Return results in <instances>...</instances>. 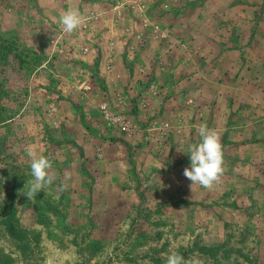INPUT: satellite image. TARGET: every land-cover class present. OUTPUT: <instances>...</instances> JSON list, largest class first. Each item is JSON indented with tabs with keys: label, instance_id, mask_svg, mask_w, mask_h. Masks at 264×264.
Returning <instances> with one entry per match:
<instances>
[{
	"label": "rangeland",
	"instance_id": "rangeland-1",
	"mask_svg": "<svg viewBox=\"0 0 264 264\" xmlns=\"http://www.w3.org/2000/svg\"><path fill=\"white\" fill-rule=\"evenodd\" d=\"M69 7L84 17L71 34L59 25ZM145 45L143 58L186 64L192 131L205 108L208 128L224 138L228 176L207 195L193 187L188 201L178 189L190 158L147 173L132 165L117 186L70 142L101 125L139 134L136 96L111 94L102 74L118 75L119 60L133 65ZM253 139L264 141V0H0V264H166L171 252L198 264H264L263 204L247 191L264 186V142L247 145ZM29 146L56 174L32 200L23 195ZM246 165L259 176H232ZM172 170L174 194L152 186Z\"/></svg>",
	"mask_w": 264,
	"mask_h": 264
},
{
	"label": "crops",
	"instance_id": "crops-1",
	"mask_svg": "<svg viewBox=\"0 0 264 264\" xmlns=\"http://www.w3.org/2000/svg\"><path fill=\"white\" fill-rule=\"evenodd\" d=\"M85 14L90 15V12H86ZM149 46L150 45L139 47L135 52L133 65L125 61V59L119 60V62L116 63V66L120 69L118 75L108 78L109 75H105L104 70L102 74L105 80H107V85L109 84L110 86L111 94H113V90H118V92L124 94V99L128 98L130 95L136 96L137 107L135 112H133L135 118V123L133 125L135 129L139 131V134H137L136 131L133 134L127 131H115V129L112 132V130L108 129L105 125H101V128L99 126L95 131L92 129L88 131L89 134L86 133L84 136H80L79 139L74 137L70 139V142L74 143L75 141L76 144L80 146L85 156L84 162H86L87 166L91 170H100L102 168L103 177L117 180V186H120L123 182L128 168L132 165L133 167L135 165L138 170L147 173L151 169L160 168V163L162 166V163H176L179 160L184 161L189 159L190 157L187 154L188 146L201 142V138L198 135V127L201 124H207L204 108L197 111L196 114H193L197 116L193 118L196 122L192 125L194 129V131H192L190 125L192 113L189 107L184 106V99L189 96L187 88L191 82L190 78L185 76L186 64L179 63L180 61L176 62V60L169 55H166L161 61L154 58L155 55L151 58H143L142 54L147 56V49ZM133 66L134 69L132 70ZM147 67L153 68L152 76L148 77L147 75L138 73L139 68L140 70H144ZM149 78L152 81L155 80L152 83L156 86L159 84L160 91L163 92L162 95H159L160 92L156 94L152 91V85L149 87L147 82ZM112 79L114 85L110 82ZM103 90L106 91L105 88H103ZM162 96H165L164 101H161ZM176 99L177 102L181 101L183 103L181 108L174 107ZM57 111H59L60 115L62 114L60 109ZM201 116H203V118H201ZM60 125L62 129L63 124ZM165 126H167V129H165ZM164 130L166 132H162V134H167L168 136L162 139L158 133ZM62 136L63 134L59 133V136L57 135L56 137L57 140L65 141L66 137L63 139ZM223 140L224 138L221 137L222 144ZM231 141L232 145H234L235 142H241L236 139H232ZM262 142L264 141L253 139L249 141L247 145H261ZM100 151L103 152L101 153ZM238 164H242V162L238 161ZM121 169L122 171H126L122 173L120 172ZM105 170H107L106 174ZM256 171H258V169H254V171L251 172L246 165L243 176L235 174H232V176L237 179H250L259 176L260 173ZM155 175H158V173ZM223 176L228 175L223 174ZM174 177V170H172L166 177L163 176L165 179L160 182L161 184L152 182V186L156 188L158 185H161L163 188L165 187L164 191L167 190L168 195L174 194L176 189ZM261 178L264 179V176ZM111 182L112 181L108 184H104L102 188H106L108 192H111L116 187L112 185ZM190 184L191 181L182 175V181L179 183L178 189L188 201L191 200L190 194L194 193V190L198 191L200 196L207 195V189L197 185L195 186L197 188L192 190ZM247 191L253 192V194L249 193V195L252 194L250 196L251 200H254L255 195L262 200V210L264 211V186L258 185L254 187V190ZM94 195H98V193ZM103 200L105 199L103 198ZM168 204H171V202H168ZM164 205L162 207H165ZM168 208L169 205L166 209Z\"/></svg>",
	"mask_w": 264,
	"mask_h": 264
},
{
	"label": "clouds",
	"instance_id": "clouds-1",
	"mask_svg": "<svg viewBox=\"0 0 264 264\" xmlns=\"http://www.w3.org/2000/svg\"><path fill=\"white\" fill-rule=\"evenodd\" d=\"M84 17L80 11L74 7H69L59 17V25L63 32L73 33L78 30L83 23ZM198 135L201 142L190 144L187 154L190 157V167H186L183 175L191 181L190 188L199 185L205 189H211L218 183L224 174L223 148L220 135L207 124L198 127ZM30 161L31 179L26 181L24 189L27 191L23 195L28 200H32L40 192L50 187L56 179V174L52 171L53 165L49 158L38 154L34 146L26 149ZM166 255V264H198L191 259H185L177 252ZM143 264H151L150 261H143Z\"/></svg>",
	"mask_w": 264,
	"mask_h": 264
},
{
	"label": "trees",
	"instance_id": "trees-1",
	"mask_svg": "<svg viewBox=\"0 0 264 264\" xmlns=\"http://www.w3.org/2000/svg\"><path fill=\"white\" fill-rule=\"evenodd\" d=\"M8 228H9V232L12 236L19 238V239L22 238V236H23L22 233L18 232L13 225H9Z\"/></svg>",
	"mask_w": 264,
	"mask_h": 264
}]
</instances>
